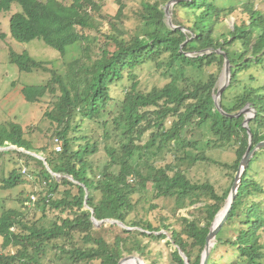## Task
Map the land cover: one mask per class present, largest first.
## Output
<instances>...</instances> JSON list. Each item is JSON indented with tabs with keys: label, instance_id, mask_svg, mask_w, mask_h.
Masks as SVG:
<instances>
[{
	"label": "trees",
	"instance_id": "trees-1",
	"mask_svg": "<svg viewBox=\"0 0 264 264\" xmlns=\"http://www.w3.org/2000/svg\"><path fill=\"white\" fill-rule=\"evenodd\" d=\"M167 1H144L140 12L141 32L128 38L122 36L124 32L115 23L108 30H102L98 16L103 6L99 0H0L1 11L10 10L14 2L21 6V11L10 19L14 39L27 42L41 38L61 56H64L67 46L78 41L82 44L81 57L69 63L65 76L25 53L10 52V60L21 71L43 69L52 73L51 81L25 86L22 94L29 102H42L41 98L46 94L58 98L53 109L45 114L57 123L54 134L61 143V149L51 154L45 152L51 170L37 156L18 149H0V157L16 153L19 160L24 157L27 162L35 160L40 167L35 172L42 179L41 185H45L43 189H46L42 194V204L63 210L69 207L74 216L39 227L36 223L25 222L21 215L23 212L5 210L0 216L2 247L12 246L16 251L0 252V264H46L43 245L58 239L72 243L74 232L82 233L88 245L54 243L59 259L72 264L94 260H100V264H118L126 251H137L146 256L150 241L167 238L163 230L170 231L172 235V241L169 239L166 243L176 245L169 251L170 264H187L180 249L185 252L189 264H201L207 236L229 196L235 171L247 151L250 133L243 125V115L230 117L216 106L214 96L220 87L219 74L211 73L204 77L199 73L217 63L223 67L228 58L232 69L230 86L233 87L241 67H249L253 62L260 63L264 59V17L261 10L247 8L248 20L242 19L228 33L217 35L216 26L223 20L221 14L225 9L216 0H179L173 9L175 27L167 20L163 6ZM183 9L195 14L189 25L179 19ZM123 14L124 6L121 5L116 17L120 19ZM94 30L97 35L92 33ZM101 35H105L107 40L99 47L98 57L94 58L89 42L96 41ZM150 61L156 62L158 67L166 66L167 71L163 75L169 74L170 80L164 86H154L148 91L139 90L138 82L134 81L123 100H114L112 84L123 80L127 71L133 75L132 71ZM192 70L198 72L199 78L189 72ZM225 92L221 96V104L228 113L238 112L246 103L255 108L256 114L249 122L252 147H255L264 141V132L261 131L264 125V85L250 87L238 99V106L224 102ZM85 121L104 126L106 139L109 136L106 128L113 122L117 134L123 137L119 151L106 145L110 160L98 173L88 156L98 151L99 141H91L83 133ZM198 127H207L224 142L235 138L238 143V157L231 166V184L223 191H218L209 181H191L178 165L168 163L153 167L148 163L147 155H155L167 147L185 153L182 160L206 159V156L187 152V148H196L198 142L186 137L185 133ZM149 131L150 135L144 141ZM10 145L38 151L25 137L23 126L14 121L0 123V147ZM259 149L264 150V147ZM259 156L260 151L254 154L245 170L232 209L217 234L208 264H264V242L259 232L264 227V197H261L264 191L251 175ZM140 164L144 167L146 164L147 172ZM52 171L63 177L59 180ZM2 182L3 189L14 188L22 182L21 174L14 168ZM149 184L158 197H175L179 203L188 197L194 198L192 205L199 203L202 193L210 195L213 202L205 201L202 209L206 216L203 219L181 216L179 222L171 217L162 218L160 222L132 221L129 214L135 208L133 196L148 190ZM60 188H64L62 198L54 199ZM73 188L78 189L76 194H72ZM92 217L99 221L119 220L140 229L125 227L122 229L125 236L116 235L114 242L110 243L105 237L93 234L95 223ZM238 219L237 235L225 241L227 228L234 226ZM112 225L119 226V223ZM220 243L224 245L219 246ZM221 247L234 249L236 256L232 262L216 258ZM195 251L197 255L193 257Z\"/></svg>",
	"mask_w": 264,
	"mask_h": 264
},
{
	"label": "rangeland",
	"instance_id": "rangeland-1",
	"mask_svg": "<svg viewBox=\"0 0 264 264\" xmlns=\"http://www.w3.org/2000/svg\"><path fill=\"white\" fill-rule=\"evenodd\" d=\"M99 1L103 6L102 13L98 16V19L102 22V30H108V28H110V26L112 27V24L115 23L124 32L122 36L129 38L141 32L140 12L142 11L143 2H154L155 0ZM178 1L169 0L163 3L165 10L168 6L170 7L172 16L173 9ZM216 2L221 8L225 9L221 14L223 20L216 26L217 35L224 32L228 33L230 29L233 28L234 24L240 22L242 19L248 20L249 12L247 8L261 10L264 17V0H216ZM121 5L124 6V14L118 19L116 16ZM19 11H21V6L15 2L12 4L10 10H0V31L2 33V36H0V123L9 124L10 121L20 123L24 128L25 137H28L29 140L32 141L34 148L38 149V151H27L23 147H18L22 149L18 150L31 155L37 153L46 157V153L51 154L55 150L58 151L56 146H54V139H56L54 133L57 123L48 118L45 114L47 111L53 109L54 102L57 101L58 98L46 94V96L41 98L42 102H29L22 94V89L25 86L46 84L52 80V73L43 69H35L30 72L21 71L18 65L10 60V52L13 50L17 53H25L36 61L45 62L49 68L55 69L65 76L69 63L81 57L82 44L78 41L67 46L64 56H61L53 46L48 45L41 38L31 39L27 42H20L14 39L10 31V19L14 13ZM180 15L179 19L181 21H186L188 25L195 19V14L190 10L183 9ZM92 33L97 35V31L95 30L92 31ZM106 40V36L101 35L96 41L89 42L91 55L94 58L98 57L100 53L99 47L103 46ZM246 54L252 56L250 52ZM165 71H167L166 66L159 65L158 67L154 61H150L144 65L142 64L136 68L134 72L132 71L135 77L130 75L127 71L123 80L112 84L111 95L114 100H123L126 90L129 89L134 81L138 82V89L141 91H148L154 86L162 87L170 80L169 74L167 76L163 75ZM224 71L225 65L220 67V64L217 63L206 68L204 73L202 72L199 74L201 76L204 74V77H207L211 73L219 74V86L221 87L225 83ZM238 71L236 84L231 87L230 82L224 90V92L226 91L224 102L230 104V106L240 105V100L238 99L250 87L264 85V59L260 63L255 64L253 62L249 67L243 66ZM189 72L196 78H199L197 71L192 70ZM253 108L254 107L250 103H246L239 111L241 109L246 110L245 117H249L254 114L252 111ZM82 128L83 133H85L91 141H99L98 151L88 156L98 173L100 169L106 165L108 160H110L108 152L106 151V145L110 148H116L119 151L123 137L117 134V129L113 122H110L109 126L106 128L109 135L107 139L103 136L105 132L104 126L97 122L85 121ZM261 131L264 132V125L261 126ZM149 133L150 131L144 136V141H146L147 136L150 135ZM185 135L186 137H190L191 140L198 142L196 148H187V152L192 155L206 156V159H197L196 161H190L189 159L182 160L185 153L183 154L181 150L175 151L173 147H167L155 155H147V158L149 157L148 163L153 164V167H162L168 163L178 165L180 169L186 172L187 177L191 181L197 183L209 181L218 191H223L231 184L230 175L233 174L231 166L238 157V143L236 139L233 138L231 141L224 142L214 136L207 127H198L194 129V131H186ZM58 145L61 147V143ZM14 149L17 148L12 147L8 150ZM258 151H260V156L256 160L251 175L255 181L262 186L264 191V150L257 149L256 152ZM225 164H228V166H223ZM26 166L28 171L25 169ZM38 166L39 164L35 162V160H29V162H27L26 157L19 160L16 153L4 154L0 157V216L5 210L16 209L23 212L21 215H23V220L25 222L29 224L36 223L39 227L50 226L61 218L74 216V213L69 207L63 210L51 208L50 206L45 207L42 204V194L46 189H43L45 185H41L42 179L38 178L37 172H35L40 168ZM140 167L146 170V164L145 167L144 164H140ZM14 168H17V172L21 174L22 182L14 188L3 189L1 187L3 183L2 179L7 178ZM29 171L31 173H29ZM236 173L237 171H235V176ZM62 177H60L59 180ZM233 183L231 184L232 186ZM149 187L148 190L141 191L133 196L135 208H133L129 214L130 220L141 221L142 223H146L149 220L160 222V220H163L162 218L169 217L170 219L171 217L179 222V217L181 216L203 219L206 216L205 210L202 209L205 201L213 202L210 195L202 193L200 196L201 202L199 203L192 205V200L194 198L190 197L179 203L175 197H158L155 192L151 190V184H149ZM63 189L64 188H60L55 192L54 199L62 198ZM77 191V188H73L72 194H76ZM261 197L263 198L264 194ZM169 219L167 221H169ZM114 222H118L119 226L112 225ZM94 223L95 231L93 234L105 237L110 243L114 242L116 235L125 236L122 232V229L125 227L131 230L140 229V227L127 226L119 220H97ZM102 225H104L103 228H101ZM239 227L240 224L238 219L234 226L227 228L223 239L226 241V239H230V237L234 238L237 235V229ZM163 231L167 234V238L150 241L148 245L149 252H147L146 256L137 251L132 253L126 251L123 257L134 256L132 259L138 257L142 264H150L151 262L153 264H170L169 251L175 248L176 245L173 243L168 245L166 243L169 239L172 241V235L168 230ZM259 232L262 235L261 241L264 242V227L259 230ZM82 237V233L74 232L71 235L72 243L64 239L53 240L48 244L45 243L43 245V248L46 249V256H44L45 263L72 264L66 259H59L55 254L58 248L54 246V243L67 246L73 244L88 245V243L84 242ZM2 242L3 238L0 235V252L7 253L9 251H16L12 246L3 249ZM145 242H147V240ZM216 242L217 240H215V243ZM222 245L224 244H219V246ZM196 255L197 251L193 253V257H196ZM235 256L236 253L232 247H221L216 253V258H223L226 262H232ZM100 263V260H94L89 263L83 262L81 264Z\"/></svg>",
	"mask_w": 264,
	"mask_h": 264
},
{
	"label": "water",
	"instance_id": "water-1",
	"mask_svg": "<svg viewBox=\"0 0 264 264\" xmlns=\"http://www.w3.org/2000/svg\"><path fill=\"white\" fill-rule=\"evenodd\" d=\"M165 11H166V16H167L168 23L171 26L175 27L174 23L172 22V13L170 12V7L168 6ZM224 76H225V83H224V85H222L220 87V89L218 90V92L214 96L215 97V104L218 107V109L224 115H227V116H230V117H240L241 115H244L243 125L248 128V131L250 133V139H249V145H248L247 151L245 152V154L243 155V157H242V159L240 161L239 168L237 170L233 186L231 188V191L229 193L228 198L226 199L225 205L217 213L215 219L213 220V223H212V226H211V230H210V232H209V234L207 236L206 244H205V247H204L202 255H201V264H208V260H209L212 248H213V246L215 244V240H217L216 239L217 234H218L219 230L221 229V227L223 226V224L226 222L227 217H228V215H229V213H230V211L232 209L233 202L235 200V197L237 196L238 190H239V188L241 186V183H242L243 175L245 173V170H246L247 166L250 163V160H251L253 154L256 152L257 149H259L261 147H264V141L258 143L255 147H252L253 146L252 133H251V130L249 128V122H250L251 118H253L255 116V114H256V110L254 108L252 109L254 114L252 116L245 117L246 110H244V109H241L237 113H228L222 107L221 95L224 92L227 84L231 82V78H232L231 62L229 61L228 58H226ZM250 110H251V108H250ZM12 147H15L17 149H21V148H18L17 146L0 147V149L6 150V149H10ZM33 155H35L39 159H41L46 164L47 168L51 170L50 165H49L46 157H44V156H42L40 154H37V153H33ZM52 174L54 176H56L57 178L62 177L61 175H59V174H57V173H55L53 171H52ZM219 217H221V219L218 221ZM92 218H93L94 222L97 221V219L95 217H92ZM180 253L184 257L186 263L189 264V261L187 259V256H186L185 252H183V250L180 249ZM131 258H133V257L132 256L123 257V258L120 259L118 264H122L124 261L129 260ZM134 259L137 261V263H134V264H142L141 261L137 257H135Z\"/></svg>",
	"mask_w": 264,
	"mask_h": 264
},
{
	"label": "bare ground",
	"instance_id": "bare-ground-1",
	"mask_svg": "<svg viewBox=\"0 0 264 264\" xmlns=\"http://www.w3.org/2000/svg\"><path fill=\"white\" fill-rule=\"evenodd\" d=\"M222 217V216H221ZM221 217H219L218 221L221 219ZM217 221V222H218ZM134 257V256H133ZM138 258V257H137ZM134 263H137V261L135 259H129V260H126L124 261L122 264H134Z\"/></svg>",
	"mask_w": 264,
	"mask_h": 264
},
{
	"label": "built area",
	"instance_id": "built-area-1",
	"mask_svg": "<svg viewBox=\"0 0 264 264\" xmlns=\"http://www.w3.org/2000/svg\"><path fill=\"white\" fill-rule=\"evenodd\" d=\"M56 142H57V144H56V149H58V151H60V149H61V147H60V145H58L60 142H59V139H56ZM25 169L27 170V168L25 167Z\"/></svg>",
	"mask_w": 264,
	"mask_h": 264
}]
</instances>
